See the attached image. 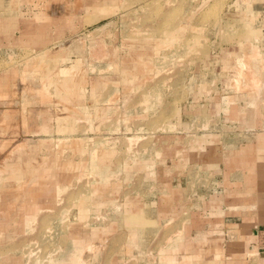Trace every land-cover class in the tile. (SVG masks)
Instances as JSON below:
<instances>
[{"label": "rangeland", "instance_id": "1", "mask_svg": "<svg viewBox=\"0 0 264 264\" xmlns=\"http://www.w3.org/2000/svg\"><path fill=\"white\" fill-rule=\"evenodd\" d=\"M262 1L122 0L112 19L69 37L80 47L61 46L63 52L47 57L25 52L26 59L0 63L12 68L14 87L29 90L33 100L38 93L32 84L53 79L55 93L62 86L66 77L58 75L59 68L82 76L78 87L91 89L79 95L82 109L64 101L62 111L54 114L51 104L57 97L39 93L45 96L42 104L49 105L48 118L63 117L64 127L32 128L23 112L17 113L22 126L0 129V210L9 212L0 219V264H170L174 258L161 261V249L184 241L190 201L199 206L206 199L213 215L218 204H231L239 187L248 194L255 170L250 163L264 160L259 139L264 135V73L257 91L242 97L225 94L228 106L223 90L229 88L232 64L245 41H254L249 44L264 59ZM127 40L152 44L127 47ZM243 50L233 88L240 79ZM19 68L37 74L21 80ZM254 98L258 124L249 130L240 125ZM31 119L35 121L36 111ZM109 148L114 153L104 164L100 157ZM24 151L27 159L21 157ZM30 167L47 169L51 176L20 173ZM254 182L260 191L264 176ZM39 189L43 198L38 206L47 210L36 207L27 214L25 229L20 204ZM83 199L85 222L79 218ZM116 204L124 215L140 216L137 229L120 224ZM130 232L137 238L131 239ZM212 239L209 247L216 251ZM130 240L133 246L127 247ZM219 263L233 264L214 262Z\"/></svg>", "mask_w": 264, "mask_h": 264}, {"label": "crops", "instance_id": "2", "mask_svg": "<svg viewBox=\"0 0 264 264\" xmlns=\"http://www.w3.org/2000/svg\"><path fill=\"white\" fill-rule=\"evenodd\" d=\"M120 1L122 0H0V63L7 59L10 60L15 58L18 60L20 59L21 61L25 58V52H28L29 55L32 54V57L36 54H41L43 57H47L46 53L47 55L51 54L54 56L63 52V50H58L61 46H68V48L79 46L76 44L78 43L76 40L69 39V37L75 36V34H78L80 31L86 30L103 20L109 18L112 19L116 15L117 10L120 9ZM261 4H263L262 11L264 12V0ZM127 41V47L133 46L141 48L142 46H149L152 44L150 41L148 42L146 40H144V42L132 40ZM246 43L255 42L252 40L245 41L241 45V55ZM257 45L262 50L260 45ZM241 55H239V57ZM32 57H30V59ZM239 57H237L232 64L234 75L236 62ZM67 58L68 57L66 56L62 57V59ZM39 62L41 61L39 60ZM77 62H79V60H77ZM62 68L65 67L62 66ZM32 69H28L27 71L19 68L23 73L21 80L24 78L35 77V74H37L36 70ZM58 70V75L61 77L65 76L66 79L62 81V86L58 85L56 87V93L50 89L53 79H51V83L48 80L46 82L44 81L42 85L32 84V86L30 85L31 87L27 86L28 88L30 87L31 90L36 91L35 93H38L36 94L38 98L35 97V100H33V95L30 96L28 93L29 90L27 91V89L24 90L14 87L12 79L15 73L12 68L10 66L0 67V129L5 126H22L23 121L21 117L18 119L17 113L23 114V112L27 116L25 124L27 126H32V128L37 127L42 131V129L47 130L48 127L53 125L59 128L61 126L64 127L66 124L64 122L62 123V120H65L63 117H58L57 115L58 119L48 118L47 107L49 105L42 104V101L43 103L45 101V96L39 97V93L41 95L50 93L57 97V99H54L56 103L51 104V108L54 111L53 114L56 110L62 111L64 104L62 102L64 101L73 102L72 106L74 108L78 110L82 109V106H80L82 103L80 100L82 99L79 95L82 96V93H87V90L91 93V89L89 87H78V81L83 78L82 76L75 74L67 75L63 74L60 68ZM234 75L230 79L229 88L223 90V103L226 106L228 105L225 102V94L234 93ZM22 94L24 95L23 97ZM236 95H238L237 97H240L241 93H237ZM256 98L250 100L251 106L250 108H247L244 116L245 119L240 125L241 127H247L249 130L254 129L258 124V114L256 113L257 106L255 103ZM26 101H28V105ZM235 101L231 104L235 103ZM14 102L17 104L12 106ZM242 107L243 106L240 104L239 111L243 110ZM35 111L36 119L33 121L31 118ZM15 112L16 114H14ZM27 113H31L30 119L28 118ZM81 113V111H78L76 116L80 117L82 115ZM15 116H17V118ZM53 117H55V115ZM68 126H74V123L73 125L69 123ZM3 133H5V131ZM31 134L32 132L25 134L24 137L26 141L32 139ZM43 139L45 138H40V140ZM259 139L264 142V135L261 134ZM251 150L252 147H249L248 153H252ZM113 153L114 151L112 148L103 151V156L100 158L104 160V164L110 161ZM28 155L29 153L24 151V154L22 153L21 157L27 159ZM253 158L256 160V157ZM253 158L250 157V159ZM250 165H252L255 170L254 173L250 174V180L252 183L250 182L249 184L250 187L248 189L250 190H248L247 195L242 191L244 188L239 187L240 190L238 191V196L236 195L232 199L233 203L222 204L221 206L218 204L216 209L212 210L213 215L209 214L208 208L210 204L206 199L198 202L199 206L194 204L195 202L190 201V205L186 206L187 216L185 217H187V220L184 241H179L177 245L174 242V245L169 248L162 247L159 256L161 261L163 258L169 257L174 258L172 261H176L178 264H214L216 260L221 261L222 259L225 261L231 260L233 264H244V261L246 260L250 261L249 264H264V187L257 192L255 188L256 186L254 185L256 177L259 176L262 178L264 176V160H259L257 163L253 161ZM33 169L34 168L30 167L20 173L28 174L30 177L34 173L41 178L51 176L47 172V169ZM253 188L254 190H252ZM39 191L40 189L38 190L37 196H25V203L23 205L20 204L21 209L24 210L23 226L25 229H27L28 226V221L26 219L28 216L27 214L36 212L33 211L36 207L38 210H47V208H40V206H38L39 202L37 201L43 198V195L39 193ZM39 194H41L42 197H39ZM19 196L22 197V195ZM56 200L58 201V197ZM28 201H30V205L28 204ZM105 204L106 203L104 202H98L97 206ZM85 205L86 200L83 199L82 204L79 205V218L82 222L86 221L84 218L88 215V213H85L84 211ZM117 206L121 209V214H117L120 216V219L122 218L120 224H123L125 229H137L139 226L138 224L142 223L141 221L136 220L137 218H140V216L124 215L122 213V205L116 204L115 207ZM8 213L9 212L7 211L3 212L0 210V219L7 216ZM106 220H108V218H106ZM171 222L172 220H169L167 225ZM129 223H134L135 225L129 227ZM211 236L217 241L218 247H216V251H213L215 247H209L210 243L208 242L209 238L210 240L212 239ZM130 237L131 239L137 238V236L132 233ZM133 242L134 241L130 240L127 247L131 244V246H133Z\"/></svg>", "mask_w": 264, "mask_h": 264}, {"label": "bare ground", "instance_id": "3", "mask_svg": "<svg viewBox=\"0 0 264 264\" xmlns=\"http://www.w3.org/2000/svg\"><path fill=\"white\" fill-rule=\"evenodd\" d=\"M249 45L250 44L247 43L245 45L246 47H244V50H243V53L245 56L243 55L244 59H242L241 65L238 66L239 71H241V75H240V79L237 83L238 85H235L233 88L234 89L233 95H236L237 93H241V94L244 93L245 94L250 90H252V92L255 90L257 91L260 88L259 87V81L263 78L262 73H264V59L261 60L259 58L260 56H259V53L257 51L259 49L257 48V50H256L255 45H254V47H252L253 44H251L252 46L251 45L250 46L252 48L248 47ZM253 58H255V60H256L255 63H257V66L252 65V60H254ZM250 60H251V64L249 62ZM247 62L249 63V65H247ZM261 81L263 82L264 80L262 79ZM237 96L238 95H236V97ZM233 97L235 98V96H233ZM132 139L133 138L131 137L130 140H132ZM175 262L172 261V262H170V264H175Z\"/></svg>", "mask_w": 264, "mask_h": 264}]
</instances>
